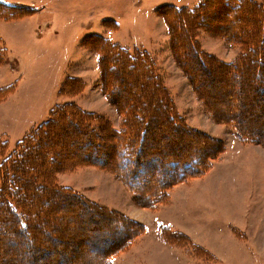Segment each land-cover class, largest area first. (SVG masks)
I'll list each match as a JSON object with an SVG mask.
<instances>
[{
    "label": "rangeland",
    "instance_id": "374dc122",
    "mask_svg": "<svg viewBox=\"0 0 264 264\" xmlns=\"http://www.w3.org/2000/svg\"><path fill=\"white\" fill-rule=\"evenodd\" d=\"M0 1L8 4L0 3V179L7 176L0 200L11 172L34 179L21 188L30 195L29 231L9 236L18 222L0 220V264H264V93L246 87L258 59L245 57L252 45L264 49L261 34L251 31L260 11L254 7L264 0L243 7L252 12L233 21L240 28L228 36L192 19L194 40L209 59L202 68L191 59L190 73L171 48L160 9H198L206 0ZM214 8L206 22L228 19L222 3L220 15ZM120 47L147 52L152 64L141 70L112 62ZM239 58L249 77L228 72ZM221 70L227 79L218 77ZM143 95L146 115L158 111V96L174 104L159 112L161 124L146 126L140 110L126 112ZM234 100H242L235 117L256 141L238 137L236 118H228ZM125 107L139 129L124 122ZM72 112L85 134L62 122L64 139H57L46 121H66ZM194 156L202 171L159 188V164L169 172L171 159ZM119 215L130 223H119Z\"/></svg>",
    "mask_w": 264,
    "mask_h": 264
},
{
    "label": "trees",
    "instance_id": "16d2710c",
    "mask_svg": "<svg viewBox=\"0 0 264 264\" xmlns=\"http://www.w3.org/2000/svg\"><path fill=\"white\" fill-rule=\"evenodd\" d=\"M251 2H253V4L255 3L254 0H222L221 2H219V0H206L199 6L198 9H190V8L184 9V7L181 8V7H176V6H169V7L164 6L160 9L161 10L160 12L164 16V20L167 23L168 28H169V33L171 36V48H172L173 52L176 54V56L178 57V60H180V62L182 63V67L186 71H188V73H190V71L193 72V69H195L193 64L190 63L191 59H193V58H196V60L198 59L197 65L201 66L200 68H202V66L206 67V63L208 62L207 61L208 57L204 54V52L202 50L199 49L198 43L195 42V40H194L193 34H194V30L196 28L193 29L194 28V22L192 21V19H198L199 23H203V25L208 29H210L211 27H213L215 29L221 28L222 32L223 31L225 32L224 35L228 36L227 32L230 31L231 28L233 31H235L237 28H240L239 27L240 25L238 26V24H237V26H236L232 22L236 21L240 18L242 19L244 17V15H242V14H247V13L252 12V11L247 12V10H244V8H247L248 6L251 7ZM0 3L8 5L2 1H0ZM221 3H222V7L225 11V14H227L228 19L227 20L225 19V21H221V22L217 21V25H212V24L206 22L208 20L207 16H209V14H210L209 9L213 4H215L214 12H215V9H217L218 13L220 15L219 10L221 8ZM256 6L258 8H260V11L256 12L258 19H257V22L254 24V26H252L251 31L256 34L257 39H258V35L261 34V38H262V42H263L264 41V7H262V5H260V4H256L254 7V12L256 11ZM20 8H21V6H20ZM196 12H198V13H196ZM229 17L230 18L233 17L235 20L229 21ZM218 18H220V16H218ZM231 24H233L234 26H232ZM177 26L179 27L178 32L176 29ZM185 27H186V29H184ZM181 28L183 29V32L181 31ZM257 44L259 46V43H257ZM255 45H252L254 47L253 51H250L248 49V51L245 54V57H247V58L258 59V62L253 67V68L256 67V72H257L256 77L254 80H250L246 87H249V85H250V87H253V88H256L259 90L261 88L260 93H264V76L263 77L257 76L258 74H261V75L264 74V72H262L264 70V49L262 47H258L257 45L256 46ZM120 48L122 49V51L118 50L115 57H113L112 62L115 59L120 63H123V64L127 63L128 65H131V67L135 66V67L140 68L141 70L149 68L150 65L152 64L150 61L151 60L150 56H149L150 54H148L147 52H145V53H144V51L132 52L128 48H123V47H120ZM116 58H118V59H116ZM246 62L247 61H245L244 58L237 59L231 67L228 66L229 67L228 72L234 71L235 73H238V74L242 73L243 75L248 76L250 74L251 70L249 72V68L245 64ZM220 67L225 68V66H220ZM135 73H137V72H135ZM219 73L220 74H218V77H221L222 75H224L225 77H223V78H225V79L228 78V76H226L222 72V70ZM254 73H255V71H254ZM191 76L193 77L192 74H191ZM257 78H259V79H257ZM108 80L113 82V80L110 78H108ZM107 83H109V82L107 81ZM240 91L242 92V84H240L239 93L238 92L237 93L239 96H242L244 98L245 97L244 94H241ZM218 93H220V91ZM144 96L145 95H143L142 98L138 97L137 99H135L136 100L135 102L133 101L132 103H127V105H129V107H130L129 111H126V107L124 109H122V110H124V113L127 116V120L125 119L124 122H127L129 120L131 122L130 128L133 130H137L140 127V124H138L136 122V119L134 117L133 118L131 117V115L134 114L133 112L136 113L137 110H140V113H138V116L141 120H144V119L148 120V121L146 120L147 121L146 126H147V125L152 124V122L157 123L160 121V119L158 118L160 116L159 112L172 110L173 106H174V104L171 103L170 106L168 107L167 103H165L164 98H161L160 96H158L155 99V103H157L159 105L158 109H157L158 111L152 110L151 112H149L146 115L143 112V110L145 111V109L143 108V103L144 104L147 103V99H144L145 98ZM241 102H242V100H240L239 103L237 101L235 103V100L232 101V105L234 104L233 106L236 109V111H235L236 113L233 115H229L228 118L235 117L236 115H241L242 111L239 107ZM263 104L264 103H262L261 106ZM171 106H172V109L170 108ZM125 111L127 113H131V112L132 113H131V115H128ZM153 111H155V112H153ZM216 114H219V112L217 111ZM136 115H137V113H136ZM82 117H84V116H81V118ZM228 118H226V119H228ZM226 119H220V120L221 121H227ZM75 120H78V115H76L74 112H72V115L68 116L66 118V121L60 122L59 118L56 117V118H51L50 120L46 121V123L51 124V126L49 128L51 130H53L52 132H54V135L57 136V139L58 138L64 139V134H61L60 132H58V130L60 131V129L63 128V127H61V126H63L62 122L69 123L70 126H72L73 128H75L78 131V134L83 133V130L85 127L83 128L82 126H85V125L82 124V121L79 124H76V123H74ZM162 122H163V120H161L160 123H158V124H161ZM85 123H86V121H85ZM232 123H233V126L235 127V129L238 133V137L240 139H242V140H253V141H256L258 139V138L254 139V135L252 134L253 132L246 131L244 129L243 124L240 122L239 119H237V118L234 119V121ZM131 133L129 134L128 141L132 142V140L135 139L134 138L135 136L132 135ZM83 134H85V133H83ZM142 134H144V131H142ZM44 141H45V139H44ZM142 141H143V138L141 137V142ZM26 148H28V147H26ZM20 152H22V150ZM134 153L138 154L137 151H132V152H129L128 154L131 155ZM21 154L24 156L23 152ZM30 156H31V158L28 159V160H30L29 162L34 161L33 159H34L35 155L33 154V152L31 153ZM28 164L29 163H27V166H28ZM202 164H203L202 158H200L199 156H197V157L194 156L190 161L189 160H182L181 161V159H179V158H178V160L177 159L176 160L171 159L170 162L168 163V165H170L172 167V170H170L169 172H166L165 166H167V163L159 164L157 172L154 173V177H156L158 179V182L161 186V187H159L160 189L162 187L166 188L167 185L170 184L172 182V180L175 179L176 177L180 178V177L187 176V178H189V177L193 176V174L199 173L200 171L203 170ZM30 165L32 166L31 163H30ZM162 171H164L166 173H163ZM122 173H121V175L123 177H124V175L126 176L125 172H122ZM134 173H136V172L134 171ZM11 174L13 175L11 177L12 181L9 182V186H8V188H6L5 194L2 195V199L0 200V220L4 221V220H9L11 218V219H14L15 221L18 222V228L16 226V228L14 230L8 231L10 233V234H8L9 236L19 234L23 230L29 231V229H30L29 227L27 228L28 221L30 222V220H29L30 210L32 211V209H30L27 206L28 196H30V195L27 193H25L23 195L22 193L24 190L22 189V191H21V188H22V186H28L26 184L33 182V180H34L31 177L30 178H28L26 176L23 177L21 175V172L16 173V175H15V172H11ZM136 178H138V174L136 175ZM0 180H2L4 182L7 181L6 174H2V178ZM17 180L20 182V184ZM36 186H40V187H38L39 189H44V186H47V185L41 184V185H36ZM134 186L140 188V187H143L145 185L142 183V184H136ZM47 187L53 193H56L57 191H59V190L51 188L49 186H47ZM132 189L136 190L135 188H132ZM59 192L66 194V195H69L66 192H61V191H59ZM32 196L35 197L36 193L32 192ZM69 196H71V195H69ZM70 198L74 200L75 197L73 195ZM144 201H145V203H148V204L153 202L152 200H150V196L148 197V199L145 196ZM16 204L20 205L21 207H24V209H26L25 212L24 213H22L21 211L19 212L18 211L19 206H17ZM5 206L9 209L8 211L6 210ZM119 216H120L119 223L124 222V221H129V223H130L128 216H126V215H124V216L119 215ZM34 218L37 219L38 217L34 216ZM163 230H164L163 232L171 231V229L169 227H164ZM29 251H27V252L29 253ZM51 264H56V260L53 261V263H51Z\"/></svg>",
    "mask_w": 264,
    "mask_h": 264
}]
</instances>
